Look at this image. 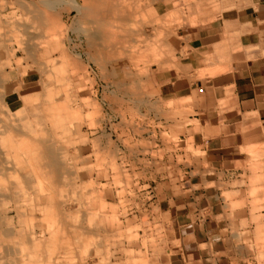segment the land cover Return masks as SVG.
Returning a JSON list of instances; mask_svg holds the SVG:
<instances>
[{
  "label": "rangeland",
  "instance_id": "1",
  "mask_svg": "<svg viewBox=\"0 0 264 264\" xmlns=\"http://www.w3.org/2000/svg\"><path fill=\"white\" fill-rule=\"evenodd\" d=\"M163 1L0 0V264H264V176L206 163Z\"/></svg>",
  "mask_w": 264,
  "mask_h": 264
},
{
  "label": "crops",
  "instance_id": "2",
  "mask_svg": "<svg viewBox=\"0 0 264 264\" xmlns=\"http://www.w3.org/2000/svg\"><path fill=\"white\" fill-rule=\"evenodd\" d=\"M193 1L162 4L168 15L184 10L186 59L213 75L203 78L194 106L197 147L222 180L264 176V0H195L198 10Z\"/></svg>",
  "mask_w": 264,
  "mask_h": 264
}]
</instances>
